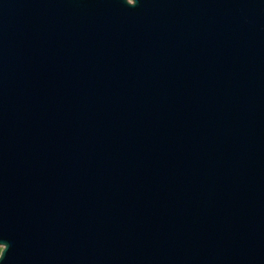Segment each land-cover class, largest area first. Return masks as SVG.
Wrapping results in <instances>:
<instances>
[{"label":"water","instance_id":"1","mask_svg":"<svg viewBox=\"0 0 264 264\" xmlns=\"http://www.w3.org/2000/svg\"><path fill=\"white\" fill-rule=\"evenodd\" d=\"M0 264H264V0H0Z\"/></svg>","mask_w":264,"mask_h":264},{"label":"rangeland","instance_id":"2","mask_svg":"<svg viewBox=\"0 0 264 264\" xmlns=\"http://www.w3.org/2000/svg\"><path fill=\"white\" fill-rule=\"evenodd\" d=\"M2 247L0 246V251H1Z\"/></svg>","mask_w":264,"mask_h":264}]
</instances>
